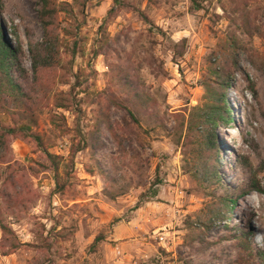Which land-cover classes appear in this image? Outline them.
Listing matches in <instances>:
<instances>
[{
    "label": "rangeland",
    "instance_id": "rangeland-1",
    "mask_svg": "<svg viewBox=\"0 0 264 264\" xmlns=\"http://www.w3.org/2000/svg\"><path fill=\"white\" fill-rule=\"evenodd\" d=\"M60 1L59 60L34 123L0 107V125L38 136L0 146V222L19 243L7 253L13 239L0 233V264H247L232 245L238 232L227 234L249 230L251 246H264V194L239 193L264 189V0ZM0 28L19 38L31 78L35 0H0ZM230 38L237 68L230 121L214 131L213 184L185 121ZM223 196L236 202L213 217Z\"/></svg>",
    "mask_w": 264,
    "mask_h": 264
},
{
    "label": "trees",
    "instance_id": "trees-1",
    "mask_svg": "<svg viewBox=\"0 0 264 264\" xmlns=\"http://www.w3.org/2000/svg\"><path fill=\"white\" fill-rule=\"evenodd\" d=\"M194 9H199L200 5L195 0H190ZM69 7L68 3L60 0H35L36 22L40 27V39L34 40L30 36H26L25 48L29 59L31 78L27 72L20 66L17 56L21 55V43L16 37L14 43H9L5 40L0 28V107H10L11 114H17L23 120L34 123V111L36 107L43 103L44 98L51 91V86L54 82L56 73V64L59 60V22L58 13ZM238 41L230 38L222 48L226 52L221 51L215 53L218 63L213 69V79L209 83H204L205 100L200 107H191L186 116L185 139L190 135L198 137L201 140L199 146L207 161L203 162L204 173L209 176L213 184H218L219 176L217 174L216 159L219 154V149L214 142V131L218 123L227 124L230 121V109L227 105L225 89L228 86V81L233 76L234 70L237 68L235 58L238 49ZM58 107L66 109L68 106L64 103H59ZM104 124L108 132L113 138L116 134L112 131L107 120ZM32 137L38 140V136L27 133L23 128L18 127L16 122L13 125H0V146L4 145L7 138L25 139ZM47 157H52L49 153H45ZM259 171L264 173V161L259 164ZM159 182V180H156ZM246 191H257L264 194V189L259 187L255 182H251L245 189L239 193ZM156 189L152 188L150 196H154ZM10 203V198L7 199ZM236 200L230 196H223L211 209L212 216L218 214L220 206L231 209ZM135 207H138L136 204ZM208 219H211L209 216ZM207 227V226H205ZM229 235L238 232L234 236L232 242L233 247L237 250L236 256L244 259L245 263L251 264L257 259L259 264H264V246L252 247L248 241L249 230L233 229ZM0 233L2 236L9 235L12 237L8 252L16 249L19 243L15 240L12 231L8 226L0 222ZM99 237H94L93 245ZM198 241H203V238Z\"/></svg>",
    "mask_w": 264,
    "mask_h": 264
},
{
    "label": "built area",
    "instance_id": "built-area-1",
    "mask_svg": "<svg viewBox=\"0 0 264 264\" xmlns=\"http://www.w3.org/2000/svg\"><path fill=\"white\" fill-rule=\"evenodd\" d=\"M67 142L65 140H62V142L58 143V145L56 146V150L59 154L63 152L67 151Z\"/></svg>",
    "mask_w": 264,
    "mask_h": 264
}]
</instances>
